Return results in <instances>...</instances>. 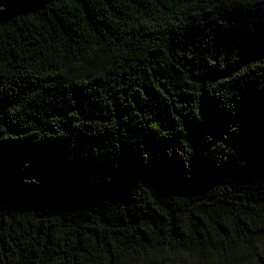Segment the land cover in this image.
I'll list each match as a JSON object with an SVG mask.
<instances>
[{"label": "trees", "instance_id": "16d2710c", "mask_svg": "<svg viewBox=\"0 0 264 264\" xmlns=\"http://www.w3.org/2000/svg\"><path fill=\"white\" fill-rule=\"evenodd\" d=\"M0 264H264V0H0Z\"/></svg>", "mask_w": 264, "mask_h": 264}]
</instances>
